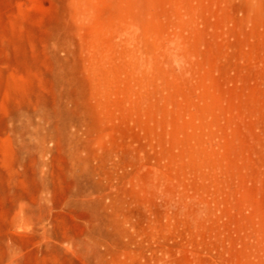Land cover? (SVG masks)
<instances>
[{"label": "rangeland", "instance_id": "374dc122", "mask_svg": "<svg viewBox=\"0 0 264 264\" xmlns=\"http://www.w3.org/2000/svg\"><path fill=\"white\" fill-rule=\"evenodd\" d=\"M0 264H264V0H0Z\"/></svg>", "mask_w": 264, "mask_h": 264}]
</instances>
